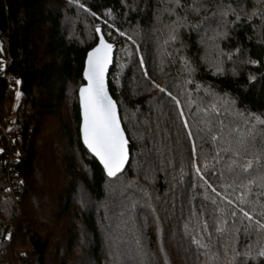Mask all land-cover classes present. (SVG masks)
Listing matches in <instances>:
<instances>
[{
  "label": "trees",
  "instance_id": "obj_1",
  "mask_svg": "<svg viewBox=\"0 0 264 264\" xmlns=\"http://www.w3.org/2000/svg\"><path fill=\"white\" fill-rule=\"evenodd\" d=\"M181 3L0 0L2 137L19 91L17 139L0 147V264H230L249 245L247 264H264V189L228 170L236 149L242 163L264 147V0ZM228 5L239 21L219 15ZM97 28L117 45L108 85L130 141L115 179L80 137Z\"/></svg>",
  "mask_w": 264,
  "mask_h": 264
},
{
  "label": "snow or ice",
  "instance_id": "obj_2",
  "mask_svg": "<svg viewBox=\"0 0 264 264\" xmlns=\"http://www.w3.org/2000/svg\"><path fill=\"white\" fill-rule=\"evenodd\" d=\"M170 3H174L177 8L187 7L182 5L181 0H170ZM203 3H194L192 11L199 12L203 7ZM220 8L219 15L223 18L229 14V11L235 15V19L239 21L241 19L239 13L232 8L231 5L227 6V9L222 6ZM252 15H256L255 12ZM187 16L183 18V22L187 23ZM226 23H228L226 21ZM99 31V29H97ZM173 29V33H175ZM220 35L226 36L227 32L220 33ZM175 35H172L171 39H175ZM112 45L104 42L103 38L100 39L99 45L94 48L88 54L87 69L85 71V79L88 84L80 88V100L83 108V125L82 134L83 141L87 148L99 158L100 162L109 177H114L117 173L121 172L126 161L128 160L127 140L124 137L123 131L120 127L119 120L116 114L115 104L105 91L104 73L108 63L110 62V53ZM255 63L254 61H251ZM19 83V81H17ZM159 87V85H157ZM161 92L165 89L160 88ZM19 96V93H17ZM175 99V97H173ZM218 114V113H217ZM183 115V113H181ZM255 120L264 125V118L255 116ZM187 127V124H185ZM247 138H251L252 147H255L256 129L255 125L248 129ZM246 137H242L238 142L243 147L244 152H248V146ZM213 139H216L213 136ZM261 142L264 144V129H261ZM195 151V150H194ZM241 153L239 149L234 151V156L237 158L231 159L228 163V170L235 173L237 176H250L247 184L241 183V187L245 188L248 193H251L252 185L264 189V147L258 149L250 157L245 156L243 162H240ZM258 196L264 195V192L258 193ZM240 204L245 205L250 202L244 197L240 198ZM231 203V201H229ZM259 203V200L255 201ZM260 216H264V205L261 206ZM243 218H246L249 222L253 221V215L249 211L244 210L243 207L239 209ZM255 212V208L252 209ZM233 217L236 216V212L231 213ZM255 224L259 229L264 230V223L260 220H255ZM221 229H218V231ZM234 255L230 264H237V258L243 256L244 259L239 264H247L249 259H254L251 252V245L248 246V250L244 253H240L233 249ZM257 257L264 258V247H262L257 253Z\"/></svg>",
  "mask_w": 264,
  "mask_h": 264
},
{
  "label": "water",
  "instance_id": "obj_3",
  "mask_svg": "<svg viewBox=\"0 0 264 264\" xmlns=\"http://www.w3.org/2000/svg\"><path fill=\"white\" fill-rule=\"evenodd\" d=\"M99 29V31H97V35H98V42L97 44L87 53V56H86V59H85V63H84V69H83V80H84V84L81 86V87H84L88 84V81L85 79V71L87 69V62H88V54L94 49L96 48L99 43H100V39L103 38L104 42L107 43V44H111L112 45V49H111V53H110V62L108 63L107 67H106V70H105V73H104V84H105V91L107 93V95L111 98V100L113 101V103L115 104V108H116V114H117V118L119 120V123H120V127L123 131V134H124V137L125 139L127 140V150H128V160L126 161L123 169L121 172L117 173L116 176L114 177H109L103 167V164L100 162L99 158L96 157L88 148L87 146L84 144V141H83V134H82V125H83V108H82V105H81V100H80V88H79V91H78V97H79V109H80V117H81V122H80V137H81V141H82V144L84 145V147L86 148V150L100 163V165L102 166L106 176L110 179H115L117 176H119L120 174H122L127 166L129 165V162H130V141L128 140V137H127V134L124 130V127H123V124H122V121H121V118H120V112H119V107L116 103V101L114 100V98L112 97V95L110 94V90H109V85H108V81H109V74H110V71L111 69L113 68L114 66V60H115V53H116V49H117V45L114 44V43H111L109 42L105 36L103 35V33L101 32L100 28H97ZM0 157H1V154H0Z\"/></svg>",
  "mask_w": 264,
  "mask_h": 264
},
{
  "label": "rangeland",
  "instance_id": "obj_4",
  "mask_svg": "<svg viewBox=\"0 0 264 264\" xmlns=\"http://www.w3.org/2000/svg\"><path fill=\"white\" fill-rule=\"evenodd\" d=\"M11 87H12L13 92H14L15 103H14V106H13V109H12V112H11L10 116L6 117V119L9 118V117H11V123L9 125H7V123H6L5 124V127L3 128V129H6L7 130V134L5 136H3V137L0 136V147L3 146V145H10L11 142H12V140L15 142V140L17 139V137H16L17 134H13V132L11 131V129L13 127L12 120H14V109H15V105L18 102V99H19V96L17 95V93H19V91H18L17 84L13 83V84H11ZM64 113H66V115L68 117L67 118V121H68L71 118V113H70L69 110L64 111ZM6 119H5V121H6Z\"/></svg>",
  "mask_w": 264,
  "mask_h": 264
},
{
  "label": "built area",
  "instance_id": "obj_5",
  "mask_svg": "<svg viewBox=\"0 0 264 264\" xmlns=\"http://www.w3.org/2000/svg\"><path fill=\"white\" fill-rule=\"evenodd\" d=\"M6 123H7V125H9L11 123V117H9V118L6 119ZM2 134H3V136H5L7 134V130L6 129H3ZM11 144H13V140H12Z\"/></svg>",
  "mask_w": 264,
  "mask_h": 264
}]
</instances>
